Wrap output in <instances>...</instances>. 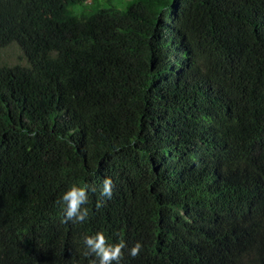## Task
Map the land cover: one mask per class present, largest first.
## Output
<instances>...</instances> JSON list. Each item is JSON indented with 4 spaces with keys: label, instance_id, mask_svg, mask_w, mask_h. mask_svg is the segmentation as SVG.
Segmentation results:
<instances>
[{
    "label": "trees",
    "instance_id": "obj_1",
    "mask_svg": "<svg viewBox=\"0 0 264 264\" xmlns=\"http://www.w3.org/2000/svg\"><path fill=\"white\" fill-rule=\"evenodd\" d=\"M11 44L0 264H91L101 230L119 264H264V0H0ZM85 183L89 219L62 223Z\"/></svg>",
    "mask_w": 264,
    "mask_h": 264
},
{
    "label": "clouds",
    "instance_id": "obj_2",
    "mask_svg": "<svg viewBox=\"0 0 264 264\" xmlns=\"http://www.w3.org/2000/svg\"><path fill=\"white\" fill-rule=\"evenodd\" d=\"M114 183L111 177H105L102 181V187L100 191L101 199L97 201L96 208L99 209L104 206L105 200L103 198L111 199L113 195ZM88 184L79 186L73 184L56 203L64 208V219L62 223H85L89 217V209L84 207L89 200L88 197ZM93 191L95 189L93 188ZM85 257H95L91 260V264H119L123 259L124 249L127 244L123 238L117 243H109L108 238L103 230L96 232L93 235H85ZM143 245L141 242H136L130 249L129 255L133 258L137 257Z\"/></svg>",
    "mask_w": 264,
    "mask_h": 264
},
{
    "label": "rangeland",
    "instance_id": "obj_3",
    "mask_svg": "<svg viewBox=\"0 0 264 264\" xmlns=\"http://www.w3.org/2000/svg\"><path fill=\"white\" fill-rule=\"evenodd\" d=\"M129 0H113V2L118 7H124L126 3ZM92 1H88L86 3V7L81 11L80 15L83 18H86L88 15H90L93 10L91 8ZM80 7L79 5L74 6V9H77ZM0 62L3 63H16V62H22L25 63L24 59L22 58L21 51L16 46V44H11L6 48H0Z\"/></svg>",
    "mask_w": 264,
    "mask_h": 264
}]
</instances>
